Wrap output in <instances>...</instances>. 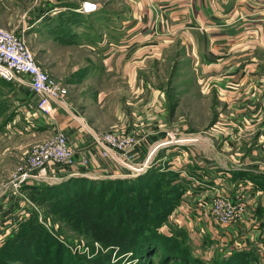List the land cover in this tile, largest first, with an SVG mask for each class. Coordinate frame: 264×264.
Wrapping results in <instances>:
<instances>
[{"label":"crops","instance_id":"0c3cea01","mask_svg":"<svg viewBox=\"0 0 264 264\" xmlns=\"http://www.w3.org/2000/svg\"><path fill=\"white\" fill-rule=\"evenodd\" d=\"M83 1L95 3L96 7L82 11ZM0 3L12 15L10 20H1L0 25L24 33L30 48H38L36 45L40 43L45 56L81 58L70 70L82 73L80 79L84 78V84L80 87H93L87 82L104 74L124 83L123 99L109 102L106 97L111 90L91 91L86 105L76 103L81 112L67 97L63 106L53 104V126L52 120L35 115L37 137L44 132H48L47 136L54 129L64 132L74 144L75 159L89 156L88 169L104 175L118 171L120 166L101 157L93 133L118 126H126L128 130L144 126L146 135L129 152V164L137 166L165 131L187 135L196 132L181 118L171 124V129L164 128L167 120L163 92L150 87L140 74L148 68L149 58L159 59L165 49L177 47L176 51L189 61L191 71L198 73V83L211 88L208 95H214L220 107L223 106V111L215 113L220 122L209 129L210 134L220 137L223 161L219 153L205 160L196 154L195 147H188L185 159L180 158L178 166L194 175L202 176L204 172L220 176L223 190L231 199L243 191L247 212L241 222L223 227V239L218 244L222 248L229 243L252 250L258 263H264V0H115L112 11L96 0ZM36 62L47 71L45 65ZM62 79L59 81L64 85L80 81ZM16 87L30 92L26 85ZM106 101L112 120L104 124L99 115L103 114ZM199 144L203 145L202 151L214 148L205 138ZM177 150L165 149L161 160L168 161ZM181 175L184 177L183 172ZM190 208L194 218H198V226L204 224L206 233L219 239L216 231L222 228H217L210 217L191 203ZM180 219L179 225L188 229L186 217L181 214ZM231 247L223 248V253Z\"/></svg>","mask_w":264,"mask_h":264},{"label":"rangeland","instance_id":"374dc122","mask_svg":"<svg viewBox=\"0 0 264 264\" xmlns=\"http://www.w3.org/2000/svg\"><path fill=\"white\" fill-rule=\"evenodd\" d=\"M3 1L4 0H1L0 2ZM96 1L102 4L103 7L107 10H113L112 5L115 0ZM11 16L12 15L10 9L4 8L0 3V21L4 19L10 20ZM14 18L17 19L18 16H14ZM7 28V30L11 29L10 27ZM15 31H17L16 28ZM36 47L38 48H33L31 46V50L34 53L35 60L45 65L47 71L50 74L54 75L55 78L59 77L62 81V77L70 78V81H72V79L76 80L77 78L80 80L76 84H63L67 89L65 99L66 97L68 98V100L71 99L73 103H75V105L78 107L80 112V106L82 104L86 105V103L90 101L88 98H90L89 94L91 91L95 93L101 88H105L107 91L111 90V93H108L106 97L107 101L109 102H114L115 100L121 98L123 99L125 97L126 93L124 83L112 78L113 75L111 74H104V76L100 75V78L98 80L92 81L91 83L87 82V84H93V87H80L82 86V84H84V78L80 79V75H82V73L79 71L74 72L70 70H72L76 63H80L81 58L74 60V56L70 55L64 56L62 58L60 56L48 57L44 55V51L40 43L36 45ZM176 49L177 47L171 46L170 48L165 49L161 56H158L160 57L159 59H155L152 57L149 58L147 62L148 68H146L140 74L143 79L150 85V87H152L153 89L161 90L163 92V96L165 98V112L167 120L166 122H164V124L167 123V126L165 125L164 128L169 126L168 129H171V124L173 122H177V120L181 118L184 119L183 123L187 124L189 127H192V131L195 129L196 132L192 133L193 135H172L164 133L165 135L158 140L159 142L153 149L160 145H163L166 149V145L170 141H179L182 138L181 141L193 142V144H195V146H193L192 144L187 145H189V147H195V150L197 151L196 154H200L201 158L207 160L206 157L211 158L214 153H219L218 155L220 156L221 161H223V150L222 142H220V137L215 136V134L212 135L210 134L211 132H209V129L214 126L216 122H220V119H217L218 115H215V113L223 111V106L220 107V104L218 103L214 95H208V92L211 91V88H206L203 83H198V73L193 70L191 71L189 67V61L183 55H181L178 50L176 51ZM204 90H206V94L203 93ZM24 93L25 91L18 90L16 85L6 82L5 80L0 78V231H4L7 228V226L9 225V219H14V217L12 216L14 214L13 212L17 211L18 208H21V201H19V197L16 198L15 194L11 192L12 185L9 183L11 178L23 164L24 155L27 153L28 149L51 135L49 134L45 136L48 132H44L41 133L40 137L36 136V122L28 118V114L24 112V107L26 103H34V101H36L38 97L31 95V92H27L25 94ZM82 100L86 101L82 102ZM107 101L105 103V107H103V114H98L100 117L99 120L104 124L111 122L112 120L111 114L107 108ZM76 103H79L80 106ZM217 125L219 127L223 126L221 124ZM113 129L115 128H112L110 130ZM42 131L43 130H41V132ZM204 138L209 143H213V149L202 151L203 145L199 143L203 142ZM134 148H132L130 152L133 151ZM153 149L151 150L150 156L148 154L145 160L142 161V163H144L148 159V157L150 159L153 156L155 152L153 151ZM164 151V149H161L159 152H157L156 155H158L159 158L156 160V163L154 165L162 166L164 165V163L170 165L167 160H161L162 158L160 157V155ZM170 152L171 151H169L168 153ZM79 158L80 157L75 159L77 162V166H80V164L78 163ZM201 158L198 157L197 159L203 161V159ZM129 160L130 156L128 153L125 158V164H129ZM113 163L115 162L113 161ZM140 165L137 166L140 167ZM119 166V169H123V165L121 163H119ZM168 168L171 170H176L172 166H168ZM198 171L200 173V170ZM196 176L199 177L200 184L196 185L195 190H192L191 193L188 194V190H191V183L190 180L185 178L184 181H186L187 185L185 187V190H183L179 205L175 207L164 219V221H162L158 225L157 231L169 237L174 235H177L179 237L181 236V234H185L187 237L186 242H188V245L193 251V254L203 259H208L209 257H214L216 254L219 255V253H223L224 249H227L228 246L233 247V245L228 243V245L224 246L223 249L218 244L221 242L220 240L223 239V226L215 223L217 225V228H222L219 231H216V235L219 236V239H215V235L213 236L212 233H206L204 224L198 226V218H194L192 209H189V203L194 205L193 196L191 195L204 190L203 184L207 182V180L202 176L208 177L209 175H206L204 172H202V176ZM214 177L219 176L214 175ZM210 183L213 182L211 181ZM19 190H21V192L25 196H21L22 200L30 203V213H36L37 219L42 227H44L45 230L53 238L61 243L62 248H66L68 252L77 257L79 263L91 264L95 259L97 260L100 258L101 260H104V264H164L161 261L159 254L147 257L143 260H137L136 258H133L129 251L120 252L119 243L118 245L117 243L115 245L114 242H111L117 240L118 238L115 236L119 235V230H114L117 229L113 226L115 225L114 222L113 224L110 223L109 226L102 225L99 228L96 227V229L98 228L96 232L98 233V236L96 238L94 237L95 232H93L95 230L90 228L93 226H88L87 224L82 223L85 230L79 228L80 226H82V224L78 225L77 222H73L71 226V224L69 225L65 221L60 220L58 217H55L43 204L38 205L36 202H34L32 200V197L30 196L32 194L30 190L24 191L22 187ZM140 191L146 190L139 189L136 191V193ZM110 192L111 191H109L108 193ZM184 202L187 205V209L190 210L189 212H184V208L182 206ZM181 214L186 217L187 221L185 222H188L187 226L189 225V230L184 226L179 225L181 222ZM195 216L198 217L197 214H195ZM20 220L16 222L15 228L18 227V223L20 222ZM125 241L127 242V240ZM213 242L216 243L213 244ZM222 244L224 243L222 242ZM259 261H261V259ZM10 263L22 264L21 262H17V260ZM256 264L264 263H258V261H256Z\"/></svg>","mask_w":264,"mask_h":264},{"label":"trees","instance_id":"16d2710c","mask_svg":"<svg viewBox=\"0 0 264 264\" xmlns=\"http://www.w3.org/2000/svg\"><path fill=\"white\" fill-rule=\"evenodd\" d=\"M158 158L156 155L150 166L134 177H69L52 185H23L22 189L30 190L34 202L67 224L93 226L96 238L100 226L114 222L119 235L111 242L119 243L120 252L129 251L137 260L159 254L164 264H256L254 251L234 246L203 259L192 253L185 234L169 237L157 231L179 205L187 185L178 170L168 168L170 165H154ZM139 189L146 191L136 193ZM79 228L85 230L83 224ZM15 260L22 264H83L62 248L33 212L21 219L0 245V264ZM91 264H104V260L95 259Z\"/></svg>","mask_w":264,"mask_h":264},{"label":"built area","instance_id":"2783aa9c","mask_svg":"<svg viewBox=\"0 0 264 264\" xmlns=\"http://www.w3.org/2000/svg\"><path fill=\"white\" fill-rule=\"evenodd\" d=\"M95 7V3L84 1L81 10L88 12ZM0 78L14 85H26L38 99L34 103H26L24 112L33 121L37 115L52 120L50 124L53 126V113L55 111L53 104L63 106L62 103L67 93L66 87L37 64L24 33H15L1 25ZM166 134L175 135L176 133L166 131ZM145 135V127L142 125L134 126L130 130L126 126H118L113 130L93 133V142L99 149L101 156L104 159L114 161L118 165L119 163L123 165V169L114 170L108 175L89 170V156H80L78 159L80 167L78 168L74 158L75 147L73 142L64 132L58 129H54L50 136L30 147L24 155L23 164L9 182L12 185L11 192L15 194L16 198L19 197V201H21V208L13 212L14 219H9L7 228L0 231V245L11 230L15 228L16 222L27 217L31 212L30 203L21 198V196L25 197L19 190L23 185H52L69 177H88L91 179L134 177L150 166L157 152L161 149L165 150L163 145L153 149L155 151L154 155L150 159L148 157L149 160L147 159L140 167L125 164L127 154ZM181 139L170 141L166 145V149L178 148L168 162L170 166L178 170L180 174L183 172L184 177L190 180L191 190L187 192L190 194L192 190H195L196 185L200 184V181L198 176L188 174L178 166L179 159L183 160L187 155L186 149L189 147L187 144L193 143L184 142ZM150 154L151 151L149 156ZM81 167L86 169L81 170ZM205 178L207 182L203 184L204 190L193 195L195 209L203 211L204 215L211 217L214 223L223 227L241 222L243 214L247 212L246 201L242 199L243 191L238 192L236 199H231L228 193L223 190V180L220 179V176H206ZM211 181L213 183H210ZM182 206L184 212H186L188 209L185 202Z\"/></svg>","mask_w":264,"mask_h":264},{"label":"water","instance_id":"95a60500","mask_svg":"<svg viewBox=\"0 0 264 264\" xmlns=\"http://www.w3.org/2000/svg\"><path fill=\"white\" fill-rule=\"evenodd\" d=\"M154 155V154H153ZM149 160V159H148ZM140 174V173H139Z\"/></svg>","mask_w":264,"mask_h":264}]
</instances>
